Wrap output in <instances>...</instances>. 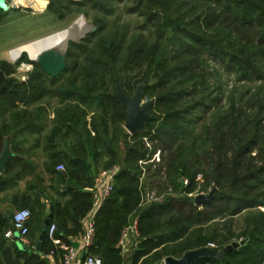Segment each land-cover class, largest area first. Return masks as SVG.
Wrapping results in <instances>:
<instances>
[{
  "label": "trees",
  "instance_id": "16d2710c",
  "mask_svg": "<svg viewBox=\"0 0 264 264\" xmlns=\"http://www.w3.org/2000/svg\"><path fill=\"white\" fill-rule=\"evenodd\" d=\"M51 5L95 11L96 29L68 43L65 68L54 78L24 51L16 63L0 60V153L9 137L14 154L0 173V203L10 198L31 212L30 245L21 248L18 240L4 237L12 214L0 208V264H51L45 254L54 245L47 237L36 252L47 217L42 199L53 207L50 223L56 224L60 243L71 244L82 233L97 178L87 146L103 149L106 168L117 162L126 120V107L115 96L119 81L126 94L144 84L154 119L144 131L125 135L133 145L96 215L90 252H103L109 264H124L114 245L133 218L140 236L132 264L180 258L207 240H216L219 250L231 242L232 232L215 229L206 236L204 227L247 213L238 237L242 245L222 259L204 256L191 264H264V0H53ZM5 14L0 9L1 25ZM72 47L79 56L67 62ZM23 61L32 69L25 80H16ZM223 72L236 75L234 81L223 84ZM59 163L63 171L56 170ZM152 166L164 191L182 186L195 195L197 187L210 189L211 202L197 206L194 196H173L138 206L141 173ZM21 180L23 193L8 195Z\"/></svg>",
  "mask_w": 264,
  "mask_h": 264
},
{
  "label": "rangeland",
  "instance_id": "374dc122",
  "mask_svg": "<svg viewBox=\"0 0 264 264\" xmlns=\"http://www.w3.org/2000/svg\"><path fill=\"white\" fill-rule=\"evenodd\" d=\"M52 1L53 0H6V3L9 8L8 10H6V14H5L7 21L6 24L4 25L0 24V60H6L11 64L16 63L18 58L16 60H9L7 57V52L11 48L16 47L23 42L32 41V39L36 40L45 35H50L54 32L67 29L68 27L71 26V24L75 21V19L77 20L80 17H82V20L79 21L80 24L83 21L86 22L88 25L92 24L93 18L95 17V15H97L95 11H91L89 8L83 9L82 11H80L76 7H71V8L65 7L58 9L53 5H51V7L48 8L49 3H51ZM115 10L117 9L115 8ZM69 52H70V56L67 62H73L79 56V53L77 49L73 47L69 49ZM26 58L29 59L27 54H26ZM31 69H32V65L30 63L24 61L20 62L14 74V78L16 80H25L27 78L28 72L31 71ZM235 76L236 75L234 74H227L223 72V75L221 76L222 83L225 84L227 82L228 83L233 82ZM223 87H225V85H223ZM143 101L145 102L147 100L143 97ZM51 102L52 105L48 109V113H49L48 118L52 117V108L54 107V101ZM126 134L129 135L130 133H128V131L122 125L121 135L118 140L119 142L115 148L118 157H117V162L114 165L118 167V170H120L124 166L123 161L126 156L127 148L133 145L128 138L125 139ZM29 140L30 142H32L31 141L32 138ZM87 148H88V161L91 162L93 165H97L96 175H98V173L101 170L106 169V167L104 166V162L108 160L109 156L105 152H103L102 151L103 149L99 146L96 149H92L88 145ZM95 154L96 157H94ZM43 159H44L43 156L41 154L40 155L38 154L36 158V162H38V164H41V162H43ZM95 160L97 161V163L95 162ZM153 170H154L153 166H152V170L149 171H146V167H145L143 169V172L141 173L139 180L141 199L138 206H146L152 203L153 200H151V197H161V200H167V198L173 196L174 197L187 196L190 198L191 196L195 197L200 194L208 195L211 192L210 189L203 190L200 187H197V189L194 192H198V193L192 195V193L183 191L182 186L180 187L178 192L174 191L172 186H169L168 189L164 191L163 190L164 188L161 183L162 182L161 179H159L158 177H153L152 175ZM185 185L186 184L183 182V186ZM23 208H28V207H23ZM15 210H18V208L7 210L8 211L7 215L11 216V214H13ZM248 220L249 219L247 213H243L241 215L235 216L232 221L231 220L215 221L204 227L203 234L208 236V234L213 232L215 229H217L218 232L222 235L232 232L234 237L232 238L230 243L241 242V240L238 237L240 232L246 227ZM208 243H214L215 246L218 245V242L216 240L214 241L207 240L204 243L205 245L200 248L206 247ZM19 245L23 246L21 243ZM193 250H196V248L186 250L184 253ZM133 252H134L133 250H130L124 254L123 258L126 261L124 264H132L131 258ZM94 255L101 258L104 264H109V261L106 260V257L104 256L103 252L95 253ZM137 264H139V262ZM159 264H162V262L160 261Z\"/></svg>",
  "mask_w": 264,
  "mask_h": 264
},
{
  "label": "built area",
  "instance_id": "2783aa9c",
  "mask_svg": "<svg viewBox=\"0 0 264 264\" xmlns=\"http://www.w3.org/2000/svg\"><path fill=\"white\" fill-rule=\"evenodd\" d=\"M147 146H149V144H147ZM142 163L144 162L139 161L140 165ZM56 170L63 171V164L57 165ZM118 171V167L113 165L98 173L95 185L91 190L93 194L92 205L83 218V231L76 240L73 241L72 239L71 244L64 245L60 243L55 237L56 224L50 223L48 225L46 237L53 243L54 249L45 254V258H47L51 264L54 263L56 257L58 258V264H102V259L90 252V247L93 245L95 239L96 215L110 197ZM184 183L187 184L186 181H184ZM151 200L160 201L161 197H151ZM30 217L31 212L28 208L15 210L11 216L10 226L4 232V237L9 240H14L17 234V240L21 242V244L29 246L28 233ZM139 236V220L138 218H133L121 230L114 248L123 257L125 253L130 251L133 244H138ZM206 247L215 249L216 246L214 243H208ZM162 264H164V259H162Z\"/></svg>",
  "mask_w": 264,
  "mask_h": 264
},
{
  "label": "water",
  "instance_id": "95a60500",
  "mask_svg": "<svg viewBox=\"0 0 264 264\" xmlns=\"http://www.w3.org/2000/svg\"><path fill=\"white\" fill-rule=\"evenodd\" d=\"M8 8L9 7L6 3V0H0V9L6 11L8 10ZM95 29L96 26L94 24H87V29L84 31L82 36H79L76 39H71L69 40V42L78 43L82 38L85 37L86 34L93 32ZM47 36L49 35H45L41 37V39ZM67 49L68 43L64 48H43L41 51H39L36 59L29 60L37 63L48 76L54 78L57 77L65 68ZM143 88L144 84L141 83L136 87L135 91L132 94H126L123 90L122 82L119 81L117 85L115 96L126 107V120L123 126L130 134L136 131H144L146 123L154 119V116L150 113L151 107L153 105V100H147L145 102L143 101ZM13 155L14 154L10 149V138L7 137L4 140L3 149L0 153V173L3 171L8 160ZM212 197V192H210L208 195L200 194L194 197V203L197 206H201L203 204L210 203ZM49 210L50 211L43 222V226L40 230L36 243L37 253H40L42 250V244L46 237V229L53 217V207L51 206ZM17 238L18 235L16 234L15 240H17ZM242 244L243 242H232L219 250L210 249L207 247L198 248L196 250L184 253L180 258L167 256L164 258V264H191L194 260L204 256H214L218 259H222L226 254L231 253L234 249ZM21 248H25V246H21Z\"/></svg>",
  "mask_w": 264,
  "mask_h": 264
},
{
  "label": "bare ground",
  "instance_id": "6f19581e",
  "mask_svg": "<svg viewBox=\"0 0 264 264\" xmlns=\"http://www.w3.org/2000/svg\"><path fill=\"white\" fill-rule=\"evenodd\" d=\"M80 20H82V18H78L77 20L75 19V21L67 29L54 32L42 39H32V41L23 42L18 46L11 48L7 52L8 59L16 60L20 56L21 52L24 51L28 55L29 59L34 60L36 59L39 51L43 48H64L66 44L69 43V40L82 36L84 31L87 29V23L83 21L80 24Z\"/></svg>",
  "mask_w": 264,
  "mask_h": 264
},
{
  "label": "crops",
  "instance_id": "0c3cea01",
  "mask_svg": "<svg viewBox=\"0 0 264 264\" xmlns=\"http://www.w3.org/2000/svg\"><path fill=\"white\" fill-rule=\"evenodd\" d=\"M25 180H21V181H19L18 183H17V185L13 188V189H11V192H9L8 193V195H10L11 193H12V191H20L21 193H23V191H24V189H25ZM3 195H4V193H0V198L1 197H3ZM42 202L44 203V205L46 206V212H47V215H48V213H49V206H48V202H47V200L46 199H42ZM3 207H5V208H3ZM0 208H1V210H3V211H7V210H12V209H21L20 207H16V206H14V204H13V202H11V199L10 198H8V199H6L4 202H1L0 203ZM8 212V211H7ZM73 239V241L74 240H76L77 239V237H74V238H72ZM136 247H137V244H133L132 246H131V249L130 250H135L136 249ZM53 264H58V259L57 260H54V263Z\"/></svg>",
  "mask_w": 264,
  "mask_h": 264
}]
</instances>
